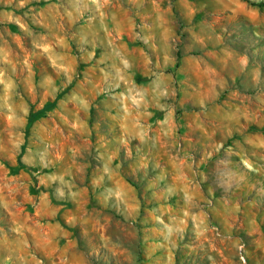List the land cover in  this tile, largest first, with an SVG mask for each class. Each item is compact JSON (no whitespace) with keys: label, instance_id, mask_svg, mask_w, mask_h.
I'll return each mask as SVG.
<instances>
[{"label":"rangeland","instance_id":"1","mask_svg":"<svg viewBox=\"0 0 264 264\" xmlns=\"http://www.w3.org/2000/svg\"><path fill=\"white\" fill-rule=\"evenodd\" d=\"M260 1L0 0V264H264Z\"/></svg>","mask_w":264,"mask_h":264},{"label":"trees","instance_id":"2","mask_svg":"<svg viewBox=\"0 0 264 264\" xmlns=\"http://www.w3.org/2000/svg\"><path fill=\"white\" fill-rule=\"evenodd\" d=\"M252 4H253V5L260 6V7H263V6H264V1H260V2H253ZM31 116H32V115H31Z\"/></svg>","mask_w":264,"mask_h":264}]
</instances>
